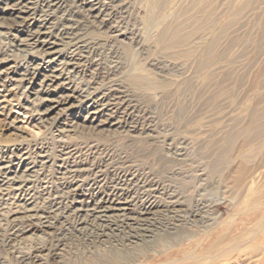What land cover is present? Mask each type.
Wrapping results in <instances>:
<instances>
[{"label":"bare ground","instance_id":"1","mask_svg":"<svg viewBox=\"0 0 264 264\" xmlns=\"http://www.w3.org/2000/svg\"><path fill=\"white\" fill-rule=\"evenodd\" d=\"M8 1L4 2L6 6L4 5V8L0 10L9 11L11 22L3 25L4 23L1 21L0 28L14 30L17 33L14 46L18 51H23L24 48L21 46L24 45V41L40 46L39 52L44 56L42 60L48 58L46 60L48 63L44 67L45 65H40V63L35 64V59H33L30 65L26 62L28 66L22 68H16V64L4 66L0 69V84H6L8 90L19 88V92L21 90V94L24 95L23 104H30L34 108L32 111L39 115V120L49 122L58 131L56 136L59 138H55L56 143L53 149L50 147L51 151L48 147L45 150V146H39L38 142H33L31 147L39 149L34 152L38 158L35 162L28 161L41 165L51 160L53 165L58 162L56 164V179L59 190L36 200V191L27 185L30 181L29 176L32 174L27 173L30 167L26 166L27 162L25 161L28 157L24 155L25 152H22L23 147L20 146L22 142L19 140L15 147L10 148V154L6 151L8 150L6 147H0L6 148L4 152H0V195L13 194L15 196L12 208L0 222V250L11 253L12 258L10 259H13V264H194L201 257H205L201 264H230L231 257L227 251L234 248L235 244L232 243L229 247L226 243L231 242L230 238L234 235L231 233L237 231L240 223L246 222L250 211H253L254 215L258 213V221L264 220V206L251 205L247 214L246 212L241 214L239 218L242 219L237 222V225L233 223L228 231L219 233V223L213 225L214 223L210 224L209 221L201 219L204 218L200 215L201 203L196 202L192 196L190 197V186H182L183 191L187 190L184 194L179 189L177 190L180 193H176L174 189L167 188L168 185L154 179L148 170L140 172L138 168L125 169L122 167L124 163L121 161L112 158H107L104 161V158H100L98 155L89 157L84 155V158L81 155L82 152H79L80 150L78 151L76 147L71 148V138L77 131L110 132L130 144L141 143V145L151 146L154 144L157 146L162 141L151 132L150 125L154 124L151 119L153 117L146 115L149 120L144 123V114L142 115L139 109L143 107L141 104L146 90H164L167 87L165 79L163 80L162 76L151 75L142 67L140 59L136 58V54L138 55L139 52L131 53L125 50L122 53L126 61L124 64L119 60L120 54L115 51L110 55L109 65L106 64L109 56L102 58V64L97 61V58L95 62L90 58L94 53L102 54V43L99 41L104 39L96 38L101 36L100 34H96V37L89 35L92 32L88 28L89 23H95L98 26L105 23L115 14L117 7L121 6L119 9L126 10V5L130 3V0H119L117 3H115L116 0H108L106 4H101V0H73L78 2L84 13L81 17L74 16V13L77 12L74 8L77 5L65 4L64 0H12L10 4ZM144 2L148 3V8L151 5L158 7L163 4V0H134L129 7L141 6ZM208 2L202 4L201 0H188L175 14L176 16L173 19L170 18L172 21L165 22L164 20L161 23L162 26L160 25L161 27L154 32L155 34H152L153 40L156 41L161 51L177 59L190 53V48L183 49L182 46L188 44L187 40L191 35L196 36L200 32L199 16L210 8ZM213 2L211 3L214 4ZM163 5L165 6V4ZM209 12L207 17L205 15L204 17L208 19V25L212 27L215 14L211 8ZM152 15L153 12L150 14L151 19ZM140 17H142L141 14ZM110 27H116V25H110ZM117 31L118 34L115 36L123 34L120 29ZM193 40L191 41L193 42ZM28 42H25V45L26 43L28 45ZM216 45L215 41L210 43L205 60L215 56ZM62 56L65 57L63 60L60 59L64 70L59 71L60 69L58 70L52 62L54 63ZM86 65L94 67L91 68V75H87L88 78L83 80L84 87L75 89L73 85L76 83L71 85L73 80L70 83L68 75L70 77L72 73L82 71L83 68L80 67ZM110 70L114 72L112 76H108ZM96 74L104 75V79L97 81ZM79 81L82 80L79 79ZM251 86L248 87L251 89ZM77 90L80 92L79 94H76ZM5 93V91L0 92V115H6L8 118L13 95ZM191 102L193 104V101ZM74 108L85 111V114L82 115L80 121L71 123V120L67 121L63 116L65 111L71 113ZM11 122L16 121L13 118L10 120ZM178 127L180 128V126ZM250 138L252 140V136ZM247 143L249 142L247 141ZM19 151L20 153H18ZM43 151L44 154L41 155ZM181 155L177 153L176 157ZM235 173L228 183L224 184V191L228 186L233 190L253 182L252 172L246 170L244 166ZM259 173L264 176V171H259ZM250 176L251 178L248 179ZM159 191L166 192L167 197L160 198L157 194ZM181 212L184 213L181 214ZM242 220L244 221L242 222ZM36 232L44 234L41 236L43 240L33 245L30 244L29 247H23L21 243L23 244L28 239L30 241V237L35 236ZM239 236L238 241H243L244 236ZM204 240L206 244L202 247ZM186 241L194 242V244L196 242L195 245L201 251H195V247L193 249L179 247L175 250L170 248L171 252L164 254L168 255L167 263H152L144 260L151 254L166 251L163 248L168 244L181 246ZM79 244H82L80 248H78ZM89 252L96 254L92 257H90L91 255L86 256ZM5 257L7 258V256ZM240 257L241 264H264V233L261 235L260 241L249 243L240 248L237 259ZM0 264L9 263L2 259Z\"/></svg>","mask_w":264,"mask_h":264},{"label":"rangeland","instance_id":"2","mask_svg":"<svg viewBox=\"0 0 264 264\" xmlns=\"http://www.w3.org/2000/svg\"><path fill=\"white\" fill-rule=\"evenodd\" d=\"M2 1H0V9H3L4 5L6 6L4 2L8 0ZM10 1L12 0L8 1L9 4L11 3ZM64 1L65 4L71 3L77 5L75 7L77 9L74 8V10L77 11L74 13V16L77 15L76 17H81V15L84 14L77 1ZM118 1L119 0H116L115 3ZM133 1L134 0H130V3L126 5V10L119 9L121 6L117 7L115 14L110 19L106 20L105 23L99 26L95 23H89L88 28L92 31V35L91 33L89 35L96 37L100 34L101 36H97L96 38L99 40L104 39L103 41H99L102 43V54L98 55L94 53L90 58L93 62H95L97 58V61L102 64V58L104 59V56L106 58L109 56L108 61H106V64L109 65L111 59L110 55L115 51L120 54L121 57L119 60L124 64L126 61L122 53L125 50L131 53L139 52L138 55L136 54V58L140 59L142 67L151 75L157 77L162 76L161 78H163V80L165 79L164 81L167 82V87L164 90H146L141 104L143 107L139 109L140 113L142 115L144 114V123L149 120L146 115L153 117L151 119L154 124H149L152 128L151 132L156 134L162 141L157 146L154 144L151 146L142 144L144 145L142 146L141 143L130 144L124 139L121 140L120 136H114V134L110 132L77 131L73 135L74 138H71V148L76 147L78 151L80 150L79 152H82V157H84V155H88L87 157L98 155L100 158H104V161L107 158L121 161L124 163L122 167L125 169L131 170L132 168H138L140 172L148 170L154 179L166 186L168 185L169 187L167 186V188H171V190L174 189L176 193H180L181 191L184 194L187 190L183 191L182 186H190V197L192 196L196 202L201 203L202 212L200 211V215L204 217L201 219H205L206 222L209 221L210 224L214 223L213 225L219 223L218 227L220 228V232H217L224 233L228 231V228L232 226L233 223L237 225V222L242 219L239 218L241 214L245 212L247 214V210L250 209L249 207L251 205H255L256 207L264 206V176H261L259 173V171H264V144H262L264 143V0H215L214 2L213 0L209 2L208 0H203L204 2L201 0L202 4L208 2L215 14L213 17V25L210 27L207 22L208 19L204 17L207 13H210V8L208 10L205 9L207 10L205 11L206 13L202 12L199 16L198 22L201 25L200 32L198 31L199 33H197L196 36L191 35L187 40L190 46L188 44L183 45L185 48L182 46L183 49L190 48V53L184 57H180V59L167 55L165 52L161 51L156 41L153 40V35L155 34L154 32L162 26L161 23H163L164 20L165 22L172 21L176 16L175 14L179 12L180 8H182L188 0H163L162 3L165 4V6L163 4H160L161 7L159 5L158 7L151 5L149 8L147 6L148 3L144 2L141 6L137 5L136 7L130 8L129 6ZM107 2L108 0H101V4H106ZM179 4L183 5L180 6ZM152 12L153 15L151 19L150 14H152ZM140 14L142 17H140ZM1 21L4 23H2L3 25L11 22L9 11L0 10V23ZM110 25H116V27H110ZM212 28L213 30H211ZM118 29L122 30L123 34L115 36L118 34ZM15 34L17 33H15L14 30L9 31L0 28V69L4 68V66L6 67L14 64H16V68L26 67L32 63L31 61L33 59H35V64L40 63V65H45L44 67H46L48 63L46 60H48V58L42 60L44 56L39 52L40 46H35L28 41H24V45L22 44L21 46V48H24L23 51L15 49ZM22 36L24 35L22 34ZM192 39H194L193 42L191 41ZM213 41L217 44L214 49L215 56H211L208 60H205L206 51ZM25 42L29 44L27 45L26 43L25 45ZM195 44L197 45L195 46ZM30 55L35 58H32ZM58 59L59 60L54 63L52 62V64L56 66L58 70L60 69L59 71H62L64 68L60 59L63 60L65 57L62 56V58L59 57ZM86 67L87 65L80 67L83 68L82 71H76L72 73L70 77L68 75L70 83L71 80H73L71 85L76 83L73 85L75 89L84 87L85 82L83 80L88 78L87 75H91V68H94L93 66L87 67L88 69ZM110 71L108 76L114 74L112 70ZM82 73L85 74L83 75ZM103 76L102 74H96L95 79L99 81L100 79H104ZM78 78L82 81H79ZM248 86H251V89ZM15 90L16 89L8 90L6 84H0L1 93L5 91V94L9 93L13 95V103L11 102L9 106V117L7 118L6 115H0V147H6L8 149L6 151L10 154V148L15 147L19 140L22 142V144H20V146L23 147L22 152H25L24 155L28 157L25 161L27 162L26 166L29 165L30 167L27 173H30V175L32 174L29 176L30 181L27 185L36 191L35 197L36 200H39L42 198L41 196L51 195L52 192L54 193L59 190L58 180L56 179V164L58 162L54 165L51 163L52 160L49 161L50 164L49 162H45L42 165L39 163H29L31 160L34 162L36 161L38 157L34 152L39 150L38 148L34 149L33 146L31 147V144L33 142H38L39 146L43 145L45 146V150L49 148V151H51L56 143L55 138H59L56 136L58 131H56V128L52 127L49 122L39 120V115L32 111L34 108L30 104H23L24 95L21 94L22 91L20 90L19 92V88ZM79 93L80 92L77 90L76 94ZM175 99L177 100L175 101ZM191 101H193V104ZM77 109L78 108H74L71 110V113L70 111H62L64 112L63 118H66L67 121L71 120V123L80 121L85 111ZM13 118L16 122L10 123V120ZM178 126H180V128ZM251 136L252 140L250 138ZM247 141L249 143H247ZM46 147L48 148L46 149ZM252 147H254V149H252ZM6 148H0V152H4ZM137 152L138 154H136ZM153 152L155 153L150 155ZM18 153H20V151ZM177 153L182 155L176 157ZM42 154H44V151L41 152V155ZM107 155L108 157H106ZM158 157L163 160H160ZM176 165L179 167L177 168ZM243 166L246 170L252 172L253 175H251L252 177L254 176L253 182L233 190L228 186L229 188L227 187L224 191V186L231 179V176H234L236 174L235 172ZM226 172L227 174H225ZM250 178L251 176L248 179ZM157 194L162 199H165L168 195L166 192L162 193L160 191ZM256 195L259 196L260 199L257 198ZM14 197L13 194H7L5 196L0 195V222L3 221L7 212L12 208L15 202ZM245 197L249 198L246 200ZM238 212L239 214H237ZM183 213L184 212H181V214ZM249 214L246 222L240 223L237 231L231 233V235L234 234L230 238L231 242L226 243L229 247H231L232 243L235 244L234 248L227 251L230 253L231 257L230 264H241V257L237 259L240 248L249 243L253 244L260 241L261 235L264 233V220L258 221V213L254 215V212L250 211ZM243 221L244 220H242V222ZM43 235L44 234L41 232H36L35 236L33 235L30 237V241L28 239V241L23 244L21 243V245L23 247H29L34 243L41 242L43 240L41 236ZM239 235H241V237L244 236L241 242L238 241ZM186 242L181 246H171L168 244V246L166 245V247L163 248L166 251L154 253L153 255L151 254L149 256L151 259L148 257L144 260L152 263H167L169 261L168 255L164 254L170 253V248L171 250H175L179 247H185L186 249H193L195 247V251H201V249L195 245L196 242L195 244L191 241ZM205 242L204 240V245H202V247L205 246ZM81 246L82 244H79L78 248ZM6 252L5 250H0V261L3 259L5 262L13 264V259H10L12 258V255H10L11 253ZM88 254H86V256L91 255L90 257H92L96 253L93 254L89 252ZM204 260L205 257H201L198 262L201 264ZM197 261H195L194 264H199Z\"/></svg>","mask_w":264,"mask_h":264}]
</instances>
